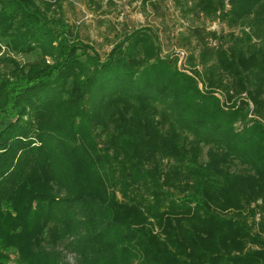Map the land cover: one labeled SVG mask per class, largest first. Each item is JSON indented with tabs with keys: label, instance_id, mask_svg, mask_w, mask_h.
<instances>
[{
	"label": "trees",
	"instance_id": "trees-1",
	"mask_svg": "<svg viewBox=\"0 0 264 264\" xmlns=\"http://www.w3.org/2000/svg\"><path fill=\"white\" fill-rule=\"evenodd\" d=\"M64 1L0 0V264H264V0H172L243 31L183 67L145 28L103 58Z\"/></svg>",
	"mask_w": 264,
	"mask_h": 264
},
{
	"label": "rangeland",
	"instance_id": "rangeland-1",
	"mask_svg": "<svg viewBox=\"0 0 264 264\" xmlns=\"http://www.w3.org/2000/svg\"><path fill=\"white\" fill-rule=\"evenodd\" d=\"M226 8L230 5L226 0ZM96 9L90 6L87 0H65L63 11L65 21L74 28L84 44L93 46L100 55L105 58L112 50L115 42L122 39L124 32L133 29H151L159 36V44L162 48L161 56L178 57V67L185 66V62L190 54V44L193 47L197 40L192 33H187L188 28L199 27L202 30L217 32L218 35H226L235 32L236 35H243L241 29H231L229 25L219 17L214 19L202 17L200 20H191L181 12L172 0L162 1L159 5L160 10L155 11L152 7L142 8L140 2L128 3V0H114V3L106 7ZM249 32V28L244 29ZM211 44H218V40H209ZM180 42L184 44H180ZM252 42L261 45L262 41L252 35ZM0 57L8 53L5 42L0 43ZM226 47V46H225ZM199 48L195 50L198 55ZM11 56L28 63L37 60L39 53L28 55ZM188 70V69H187ZM189 72V71H187ZM202 88V84H200Z\"/></svg>",
	"mask_w": 264,
	"mask_h": 264
}]
</instances>
